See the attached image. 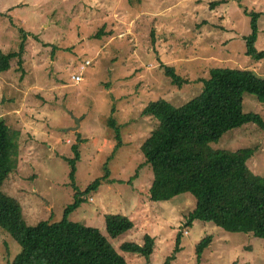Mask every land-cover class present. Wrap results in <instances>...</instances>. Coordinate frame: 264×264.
Instances as JSON below:
<instances>
[{"label": "rangeland", "instance_id": "1", "mask_svg": "<svg viewBox=\"0 0 264 264\" xmlns=\"http://www.w3.org/2000/svg\"><path fill=\"white\" fill-rule=\"evenodd\" d=\"M253 13L262 15L256 48L264 51V0H0L2 50L18 51L21 31L27 36L21 63L13 60L0 75V121L19 133L16 169L3 192L21 204L27 224L61 222L75 203L70 161L79 145L82 193L105 177L107 162L111 175L70 220L99 229L126 264H166L180 232L181 251L171 264H264L263 239L210 222L184 227L197 205L190 194L152 202L155 175L141 151L159 124L142 115L151 103L184 106L201 94L213 69L250 71L264 80V59L245 54ZM82 74L84 82H74ZM243 112L264 120V104L254 96L243 97ZM111 117L122 138L114 156ZM211 146L257 149L247 167L264 178V132L255 124ZM110 214L128 217L134 227L110 237ZM146 235L156 240L149 259L122 250L126 242L143 245ZM207 236L213 241L199 261L197 245ZM20 250L0 228V264L11 263Z\"/></svg>", "mask_w": 264, "mask_h": 264}, {"label": "trees", "instance_id": "2", "mask_svg": "<svg viewBox=\"0 0 264 264\" xmlns=\"http://www.w3.org/2000/svg\"><path fill=\"white\" fill-rule=\"evenodd\" d=\"M250 17V34L244 38L245 54L262 60L264 51L256 48L258 21L262 15L253 13ZM21 33L18 51L4 52L0 47V75L11 70L13 60L20 59L21 63L27 40L25 32ZM167 73L175 84L181 83L173 69H168ZM202 83L201 94L182 107L160 100L142 112L143 116L159 123L141 147L146 163L155 175L150 200L163 203L190 194L197 205L187 216L184 227H191L195 221L210 222L227 232L251 234L264 240V178L251 173L247 167V161L257 149L232 151L211 146L227 132L246 124H255L264 132V120L260 115L243 112L245 95L254 96L264 104V80L250 71L213 69L209 79ZM109 125L115 130L117 139L114 156L122 145V138L113 117ZM18 139L19 133L0 121V228L21 248L9 264H126L124 257L99 229L70 220L85 197L97 192L102 182H110L109 162L104 168L105 177L82 193L77 186V163L81 153L76 145L77 156L70 161L75 203L67 207L61 222L40 221L29 225L21 204L3 192L16 169ZM105 219L107 232L112 238L134 227L133 222L123 215L110 214ZM182 236L181 232L178 233L175 253L166 264H171L181 251ZM212 241V236H207L197 245L199 261ZM155 247L156 240L149 235L145 236L143 245L126 242L121 246L125 252L148 259Z\"/></svg>", "mask_w": 264, "mask_h": 264}, {"label": "built area", "instance_id": "3", "mask_svg": "<svg viewBox=\"0 0 264 264\" xmlns=\"http://www.w3.org/2000/svg\"><path fill=\"white\" fill-rule=\"evenodd\" d=\"M91 63L88 62L86 65H83V68H82V72L84 74V71H86V66H89ZM83 74L81 76H77V77H74L73 80L74 82H76L77 84H81L84 82V77H83Z\"/></svg>", "mask_w": 264, "mask_h": 264}]
</instances>
